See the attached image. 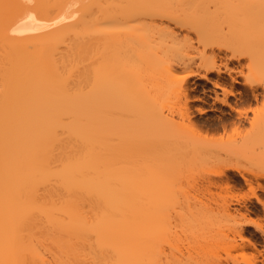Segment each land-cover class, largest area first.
I'll return each instance as SVG.
<instances>
[{
	"label": "bare ground",
	"instance_id": "obj_1",
	"mask_svg": "<svg viewBox=\"0 0 264 264\" xmlns=\"http://www.w3.org/2000/svg\"><path fill=\"white\" fill-rule=\"evenodd\" d=\"M219 53L247 55L264 75V0H0V264H185L159 244L167 223L137 212L139 181L166 190L172 181L169 170L139 175L121 116L133 113L137 91L186 95L198 73L175 74L179 65L219 75ZM221 89L224 98H214L237 111L232 121L248 119L249 108L225 98L234 90ZM183 114L195 134L204 123L189 108ZM227 160L212 174L246 179ZM207 219L203 228L215 230ZM252 224L264 234L252 219L233 231L243 239Z\"/></svg>",
	"mask_w": 264,
	"mask_h": 264
},
{
	"label": "rangeland",
	"instance_id": "obj_2",
	"mask_svg": "<svg viewBox=\"0 0 264 264\" xmlns=\"http://www.w3.org/2000/svg\"><path fill=\"white\" fill-rule=\"evenodd\" d=\"M219 54L216 59L219 75L213 70L206 78L201 77L204 69L196 62L189 68L179 65L173 69L175 74H184L189 69L198 73L189 79L186 95L181 91H137L133 113L121 116L122 134L134 135L131 158L139 175L143 169L152 167L160 176L169 170L167 177L172 182L175 178L168 190L156 183L139 181L135 187V200L141 201L137 212L167 223L168 230L157 236L159 244L166 251H175L185 264H245L252 257L256 264H264V234L253 224L244 226L243 239L233 231L248 219L261 223L264 229V205L249 190L254 187L264 200V192L259 189L264 186V75L258 73L259 68L247 55L231 58ZM215 80L219 81L217 87L212 85ZM221 87L234 90L235 95L225 98L236 109L249 108L248 119L239 124L233 122L237 111L214 98L216 95L218 99L224 98ZM252 91L257 93L256 99ZM186 108L193 119L204 123L193 130L194 136L186 127L188 121L183 114ZM197 108H204L205 112L198 114ZM153 112L161 115L156 117ZM188 133L194 139H185ZM232 150L236 155L231 159ZM227 156L228 163L242 166L239 168L246 179L237 176L226 183L212 174L220 168L216 160ZM251 157L257 162L249 163ZM231 201L234 202L229 209L224 210L223 204ZM207 218L215 230L203 228L205 223L211 225ZM246 240L254 241L255 247ZM228 253L231 260L226 262L224 257Z\"/></svg>",
	"mask_w": 264,
	"mask_h": 264
}]
</instances>
